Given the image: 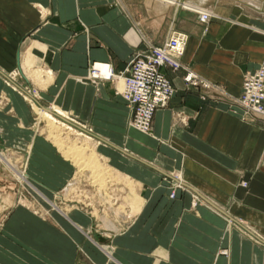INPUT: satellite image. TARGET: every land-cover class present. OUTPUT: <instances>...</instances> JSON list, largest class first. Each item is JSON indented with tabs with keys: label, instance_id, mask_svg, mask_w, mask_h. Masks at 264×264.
Masks as SVG:
<instances>
[{
	"label": "crops",
	"instance_id": "0c3cea01",
	"mask_svg": "<svg viewBox=\"0 0 264 264\" xmlns=\"http://www.w3.org/2000/svg\"><path fill=\"white\" fill-rule=\"evenodd\" d=\"M189 6L212 14L202 21ZM172 31L186 35L179 59L195 82L183 68L160 67L173 92L148 135L129 125L130 105L91 64L120 71ZM262 61L264 0H0V147L28 149L33 193L48 199L72 167L3 77L14 69L37 107L86 125L108 162L117 154L142 197L108 238L95 233L88 206L12 204L0 221V264H264V120L234 101L243 74ZM170 171L185 189L169 185Z\"/></svg>",
	"mask_w": 264,
	"mask_h": 264
},
{
	"label": "rangeland",
	"instance_id": "374dc122",
	"mask_svg": "<svg viewBox=\"0 0 264 264\" xmlns=\"http://www.w3.org/2000/svg\"><path fill=\"white\" fill-rule=\"evenodd\" d=\"M180 63L182 62L180 61ZM167 67L172 69L169 66ZM177 68H183L185 70L184 74L186 73V68L182 66ZM14 70L15 73L12 72V77L9 72H2L3 77L10 81L9 83H12L15 89L20 93L25 94L24 98L27 99L28 102L30 101L33 107L35 104L38 105L36 97L33 95L34 93L31 90L30 92L27 91L26 88H23V86L18 83L17 79H19L21 74L18 73V70ZM3 100H5V98L0 96V103ZM33 115V121L36 122V127L38 129L40 128L43 135H46V137L50 139L57 154L71 164L72 177L70 178L72 179L69 183L65 182V187L59 186L56 190H53L50 196H48V199L39 196V194L36 196L34 194L37 192L36 189L30 185L28 177H26L28 149L20 147H0V221L10 205L18 202H23L32 206L33 210L41 208L40 206L44 204H48L51 207H59V205H81L84 207L88 206V210L93 209L92 214L95 221L93 225L94 231L100 236L108 238L115 230L125 229L130 220L134 217L135 212L139 210L142 197L136 193L134 182L130 177L125 175V172L116 165L119 162L118 155L111 154V156H109L110 162H108L99 150V148H103H101L95 141L96 139L86 130V125L83 127L73 125L72 123L77 125L78 123L69 115L68 116L74 120L73 122L62 116L58 115V117H60L59 119L61 121H65V123L69 122L73 129L66 128L60 122H53L46 119L35 111ZM148 132L147 134L149 135L150 131L148 130ZM83 133L91 137L87 138ZM73 153H77L78 155L76 156ZM80 156L84 158L82 159L83 161L77 160V157ZM90 159H92V163H90ZM93 164H96L97 167H92L94 166ZM171 173L173 174V171L163 174V176L168 177L169 185L171 187L185 189L183 188L184 185L180 184V186H178L177 182L172 181L174 177L177 179L178 173H174V175ZM242 182L244 183L245 181L242 180ZM27 186H31L32 190ZM192 192L198 195L195 191ZM6 193L9 194V199L3 197ZM116 212H120V214H116ZM121 213L126 215L121 216ZM223 214L226 215V221L232 223V220L227 217L229 215L225 212H223ZM241 232L249 234L245 230H241ZM255 234L258 235L256 232ZM94 239L99 244L102 242L105 243L106 241L98 240L97 238ZM218 252L227 254L228 249L218 248Z\"/></svg>",
	"mask_w": 264,
	"mask_h": 264
},
{
	"label": "built area",
	"instance_id": "2783aa9c",
	"mask_svg": "<svg viewBox=\"0 0 264 264\" xmlns=\"http://www.w3.org/2000/svg\"><path fill=\"white\" fill-rule=\"evenodd\" d=\"M208 16L207 13L200 12L198 18L204 20ZM185 41L186 35L183 32L172 31L161 44L149 45L146 49L132 54L122 70L113 71L111 67L107 69L104 77L117 82H114V91L131 107L129 122L133 126L147 130L153 111L165 105L171 96L172 84L160 67L167 65L172 69L179 66L186 68L179 61ZM97 69L92 63V73ZM194 77L189 70L183 75V79L191 83L195 82ZM263 100L264 61L252 71L243 74L240 92L234 98L244 113L262 119Z\"/></svg>",
	"mask_w": 264,
	"mask_h": 264
},
{
	"label": "bare ground",
	"instance_id": "6f19581e",
	"mask_svg": "<svg viewBox=\"0 0 264 264\" xmlns=\"http://www.w3.org/2000/svg\"><path fill=\"white\" fill-rule=\"evenodd\" d=\"M166 1V0H165ZM183 6V5H182ZM183 7H185V8H187L186 6H183ZM189 8L190 9H192L193 11H195V13H197L198 15H199V13L200 12H205V13H207V15H210V14H212V12L210 11V10H207V9H205V8H198V7H193V6H189ZM204 20H206V19H204ZM203 21V20H202ZM184 46H185V43H184ZM184 50V49H183ZM94 65L96 66V68H98L97 70H95L93 73L95 74V75H98V76H100V77H102V78H105L104 77V74L106 73V71H107V69L109 68V67H111L107 62H94ZM92 72V71H91ZM100 72L102 73V75H100ZM40 73V72H39ZM92 73V75H94ZM38 74V73H37ZM36 76V75H35ZM38 76V75H37ZM41 78H43V77H41ZM37 79V78H36ZM40 79V78H39ZM106 79H108V78H106ZM115 82V81H114ZM115 83H117V82H115ZM28 97V96H27ZM41 108H43V109H40L39 107H37L36 105L34 106V109H35V111H36V113H38L40 116H42V117H44V118H46V119H49V120H51V121H53V122H60L62 125H64L66 128H68V129H73L72 128V126L70 125V123L69 122H67V123H65V121L63 122V121H61L59 118L60 117H58V115L59 116H62V117H64V118H67V119H69V121L71 120L72 122L74 121L73 119H71L64 111H62L60 108H58V107H53V108H51V109H49V108H47V107H42V106H40ZM239 107V106H238ZM240 108V107H239ZM56 114H57V116H56ZM58 117V118H57ZM73 125H76V126H79V125H77V124H75V123H72ZM129 125L130 126H132V127H134V128H136V129H138L139 131H141V132H143V133H145V134H147V133H149L148 132V130H149V128L147 129V130H145V129H140V128H137V127H135V126H133L130 122H129ZM79 127H81V126H79ZM83 135L85 136V137H87V138H90V136H88L87 134H84L83 133ZM60 145V144H59ZM74 155H78L77 153H73ZM86 158V157H85ZM82 159H84L83 157H77V160L78 161H80V160H82ZM83 161V160H82ZM81 161V162H82ZM92 161V159H90V163H92L91 162ZM90 163H88V164H90ZM94 166H92V167H97V165L96 164H93ZM87 172V171H86ZM95 172V171H94ZM92 175V174H91ZM92 177V176H91ZM93 179V178H92ZM91 179V180H92ZM174 179H176V178H174ZM96 181V180H95ZM94 182V181H93ZM176 182H177V185L178 186H180V184L181 185H184V183H183V179L182 178H179L178 180L176 179ZM170 197H173L174 196V192L172 191L171 193H170V195H169ZM117 210H119V209H117ZM132 211V210H131ZM116 214H120V212L118 213V212H116ZM126 214H123V213H121V216H125ZM127 215H128V213H127ZM128 218V217H127Z\"/></svg>",
	"mask_w": 264,
	"mask_h": 264
},
{
	"label": "water",
	"instance_id": "95a60500",
	"mask_svg": "<svg viewBox=\"0 0 264 264\" xmlns=\"http://www.w3.org/2000/svg\"><path fill=\"white\" fill-rule=\"evenodd\" d=\"M42 107H44V106H42Z\"/></svg>",
	"mask_w": 264,
	"mask_h": 264
}]
</instances>
